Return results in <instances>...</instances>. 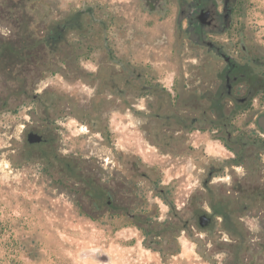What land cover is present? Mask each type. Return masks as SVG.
Returning <instances> with one entry per match:
<instances>
[{"label": "rangeland", "instance_id": "rangeland-1", "mask_svg": "<svg viewBox=\"0 0 264 264\" xmlns=\"http://www.w3.org/2000/svg\"><path fill=\"white\" fill-rule=\"evenodd\" d=\"M16 1L0 0L2 52L41 46L12 77L0 65V264H240L226 236L197 229L183 199L194 184L192 140L163 134L154 95L120 93L131 66L143 84L170 87L197 60L176 49L173 2L161 15L139 0ZM238 20L244 45L264 52V0H247ZM64 24L49 51L48 35ZM30 131L44 145L29 148ZM216 138L202 141L219 157L236 149ZM65 163L108 191L112 207H95Z\"/></svg>", "mask_w": 264, "mask_h": 264}, {"label": "flooded vegetation", "instance_id": "flooded-vegetation-1", "mask_svg": "<svg viewBox=\"0 0 264 264\" xmlns=\"http://www.w3.org/2000/svg\"><path fill=\"white\" fill-rule=\"evenodd\" d=\"M168 1L177 8L176 49H186L197 60L190 61L189 73L170 87L143 84L137 68H123L127 90L120 93L132 92L133 99H143L137 93L154 95L165 105L160 115L163 134L192 140L194 184L183 199L192 205L190 216L197 229L226 236L220 240L240 252V264H264V111H256L264 108V52L243 42L238 16L247 0H139L147 11L161 15ZM65 29V24L53 27L47 37L49 51L63 41ZM40 44L36 39L20 45L16 66L22 68L29 55L36 63ZM197 49L205 53L199 57ZM118 90L113 87L114 93ZM210 134L221 148L236 149L223 157L212 153L202 141ZM217 184H222L220 189Z\"/></svg>", "mask_w": 264, "mask_h": 264}, {"label": "trees", "instance_id": "trees-1", "mask_svg": "<svg viewBox=\"0 0 264 264\" xmlns=\"http://www.w3.org/2000/svg\"><path fill=\"white\" fill-rule=\"evenodd\" d=\"M45 44L47 46L48 44L47 39ZM8 51H7L8 53H3L0 48V65L3 66L2 71L6 75L12 77L13 69L15 68L16 63L18 61V56L16 49L14 47H10ZM45 142L46 140L43 138V141L40 144L30 145L27 143V146L29 148L39 147L40 145H44ZM64 168L67 172L73 174V176H75L76 179L84 183L83 188L86 192V195L92 199L93 205L95 207L101 208L103 206H108V205L110 206V208L112 207L110 204L111 201H110L109 193L108 191L104 190L102 186L97 184L95 181L90 180L89 178L85 179L79 177V175L76 173V166H73L70 163H65ZM137 221H138L137 224H139L138 226L140 227L141 230H143L145 235H149L153 232V227L149 228L146 225V227L143 228L142 225L144 224V222L141 221V219H137Z\"/></svg>", "mask_w": 264, "mask_h": 264}, {"label": "water", "instance_id": "water-1", "mask_svg": "<svg viewBox=\"0 0 264 264\" xmlns=\"http://www.w3.org/2000/svg\"><path fill=\"white\" fill-rule=\"evenodd\" d=\"M43 141L42 135L38 134L35 131H30L26 134V142L30 145H36L40 144ZM205 218L204 216L200 217V224L202 227L206 225V222H204Z\"/></svg>", "mask_w": 264, "mask_h": 264}]
</instances>
